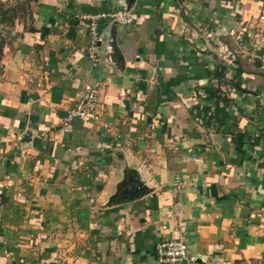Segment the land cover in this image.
I'll return each instance as SVG.
<instances>
[{"label": "crops", "instance_id": "crops-1", "mask_svg": "<svg viewBox=\"0 0 264 264\" xmlns=\"http://www.w3.org/2000/svg\"><path fill=\"white\" fill-rule=\"evenodd\" d=\"M116 10L95 68L78 17ZM0 29V264H158L167 239L264 264V0H0ZM86 83L99 121L65 133Z\"/></svg>", "mask_w": 264, "mask_h": 264}, {"label": "built area", "instance_id": "built-area-1", "mask_svg": "<svg viewBox=\"0 0 264 264\" xmlns=\"http://www.w3.org/2000/svg\"><path fill=\"white\" fill-rule=\"evenodd\" d=\"M108 20L113 24L119 26H129L133 23L134 15L128 11L116 10L105 13L99 12L96 14H81L78 17V25L80 28L87 31L89 35V45L85 53L91 61L93 67H99L100 61L98 58V45L101 41L100 35L97 32V23L100 20ZM224 52L229 53L228 49L224 47ZM230 54V53H229ZM259 67L264 71V57L258 61ZM98 103L97 86L92 83H86L79 101L71 108L63 122V131L69 132L71 123L75 120L85 121H99V116L94 112L95 106ZM194 160V159H193ZM158 264H192L195 262L194 258H190L187 252V246L178 239L165 240L157 244L155 249Z\"/></svg>", "mask_w": 264, "mask_h": 264}, {"label": "rangeland", "instance_id": "rangeland-1", "mask_svg": "<svg viewBox=\"0 0 264 264\" xmlns=\"http://www.w3.org/2000/svg\"><path fill=\"white\" fill-rule=\"evenodd\" d=\"M7 10V9H6ZM9 14H11V12L9 11L8 12ZM12 13H15V12H12ZM11 20H9L8 19V21H6V22H10ZM2 32V33H1ZM6 40V38H5V31H2L1 29H0V44L1 43H3V41H5Z\"/></svg>", "mask_w": 264, "mask_h": 264}, {"label": "trees", "instance_id": "trees-1", "mask_svg": "<svg viewBox=\"0 0 264 264\" xmlns=\"http://www.w3.org/2000/svg\"><path fill=\"white\" fill-rule=\"evenodd\" d=\"M2 45H3V43L0 44V55H1V51H2Z\"/></svg>", "mask_w": 264, "mask_h": 264}]
</instances>
